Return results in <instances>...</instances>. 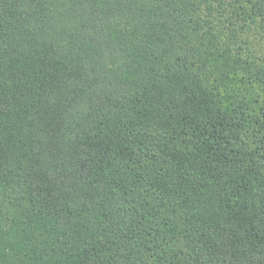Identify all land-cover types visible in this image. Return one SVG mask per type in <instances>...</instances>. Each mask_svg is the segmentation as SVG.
<instances>
[{
  "label": "trees",
  "instance_id": "trees-1",
  "mask_svg": "<svg viewBox=\"0 0 264 264\" xmlns=\"http://www.w3.org/2000/svg\"><path fill=\"white\" fill-rule=\"evenodd\" d=\"M0 264H264V0H0Z\"/></svg>",
  "mask_w": 264,
  "mask_h": 264
}]
</instances>
